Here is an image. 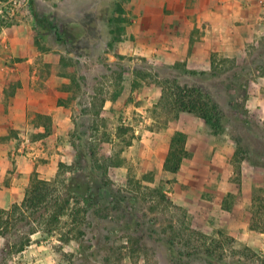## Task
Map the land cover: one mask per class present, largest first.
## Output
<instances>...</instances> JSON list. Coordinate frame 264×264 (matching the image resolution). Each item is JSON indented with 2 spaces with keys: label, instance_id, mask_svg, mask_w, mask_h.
<instances>
[{
  "label": "rangeland",
  "instance_id": "374dc122",
  "mask_svg": "<svg viewBox=\"0 0 264 264\" xmlns=\"http://www.w3.org/2000/svg\"><path fill=\"white\" fill-rule=\"evenodd\" d=\"M134 1L136 0L123 2L128 19L126 26L132 23L131 19L134 16H138L139 5L147 6L152 2ZM116 2L117 0H28V4L23 7L10 29L16 24L20 25L21 18L27 17L29 22L35 21L34 9L40 16L47 15L53 21L54 28L43 36L34 28L33 39L36 47L42 52L62 51L61 63L65 69H70L76 64L89 78L96 76V87L102 92L100 97L121 90L117 101L114 103L107 101L105 109L100 108L101 102L98 101L95 103L93 114L90 115L92 117L89 119L83 115L79 120L85 126L88 120L92 122L91 139L94 145H106L109 142L112 154L121 153L126 157L124 166L109 170L111 179L118 187H127L130 192H134L135 188L132 187H137V184L133 183L131 187L128 178L141 180L145 174L153 177V181L143 178L142 184L151 188L160 187L166 198L153 197L150 190H139L146 199L145 210L151 217L158 214L161 225L167 229L171 225L174 226L175 231H171L170 235L176 237L178 242L191 240L195 244H202L205 239L198 233L215 235L218 238V228L229 237L234 236L226 226H220L218 198L220 199L222 194L227 195L229 204L236 202L240 197L239 213L247 214L253 210V226L256 229L264 227V211L262 208L259 209L258 201H255L254 206L251 199L254 194L264 195V169L258 171L250 164L245 165L243 178L241 177L238 186L237 177H233L234 168L231 164L235 142L230 133L226 131L214 134L195 114L179 112L170 107L165 109L164 105H160L162 78L157 77L155 70H149L158 66L155 59L160 55L148 53L150 59L148 58L149 62H145L141 58L146 57V53L122 55L105 46V43L111 41V36L107 34L110 27L104 21L107 16L114 13ZM166 11L165 8L164 12L155 15L167 14ZM101 34L105 35L102 39ZM262 37L264 34L249 48L231 58L242 63L250 49ZM142 43L145 44V41ZM5 55L1 54L0 57L3 58ZM137 56L140 59H137ZM23 58V54L16 55L11 58V63ZM136 64L142 69V75L137 77L138 81L135 82L136 87L133 89L134 75L131 66ZM205 64L194 59L189 63L192 69L210 72L211 67L208 69L198 67ZM106 67L108 70L104 72ZM249 77L251 81L247 105L252 120L258 119L261 124L264 122V73H251ZM204 85L213 100L221 108L227 109L229 98L223 81L212 77ZM86 105L87 109L91 107L89 104ZM119 125H123V130H118ZM180 130L188 134L191 157L185 161L178 173L172 174L163 169L162 160L168 150L170 135ZM70 134L71 132L67 134L69 145L65 149V154L72 163L75 151L71 148L73 134ZM29 136L26 133L22 135L12 133V137L18 139L19 144ZM128 141L131 142L130 145L127 144ZM16 149V153H21ZM102 209L109 216L115 214V205L108 195L104 197ZM85 215L81 212L75 213L72 217H65L63 223L53 232L42 231L33 236L35 243L44 245L41 253L53 256L54 262L49 264H168L161 254L164 248L159 250L153 242H145L138 246L134 238L111 241L110 247L103 245L98 248L97 260L90 255L87 258L86 253L80 252L81 243L88 244L94 249V242L90 240L84 242V238L80 237L79 231L85 225L83 220L87 219ZM2 241L0 235V245ZM164 243L167 244L166 238ZM220 246L222 249L219 253L223 251L229 256H242L241 253L248 245L243 240L234 239L232 243L221 241ZM261 252L264 254V250ZM12 256L5 264H9Z\"/></svg>",
  "mask_w": 264,
  "mask_h": 264
},
{
  "label": "trees",
  "instance_id": "16d2710c",
  "mask_svg": "<svg viewBox=\"0 0 264 264\" xmlns=\"http://www.w3.org/2000/svg\"><path fill=\"white\" fill-rule=\"evenodd\" d=\"M124 1L127 0H117L115 11H124ZM32 4L34 5L33 1ZM33 15L36 30L40 35H46L54 28L53 21L47 15L40 16L35 9ZM114 20L115 18L111 17L109 22ZM141 60L149 62V59L144 57ZM156 65L158 66L149 70H155L157 77L162 78L160 105H164L165 109L170 107L198 115L214 134L226 131L230 133L235 142L231 164L238 186L244 162L252 167L264 169V122L260 124L258 119L252 120L247 105L251 81L249 75L264 73V37L250 49L242 63L234 58L213 53L210 72L189 68L186 61ZM135 68L136 78H139L142 69L137 66ZM212 77L220 78L224 83L229 98L227 109L221 108L213 100L204 85ZM73 81L78 82V88L81 90L79 95H76L80 113L75 119L73 162H60L54 179H43L34 173L23 201L20 204L14 203L9 209H0V235L3 238L0 245V264H5L9 257L28 247L35 233H51L63 223V218L81 212L86 214L87 219L83 220L85 225L79 231L80 237L84 238L83 241L94 242V249L81 243L80 252L86 253L87 258L90 255L97 260L98 248L103 245L110 247L111 241L134 238L138 246L153 242L159 250L164 248L161 254L168 264H264V254L248 246H245L242 256H229L223 251L219 253L222 249L221 241H234L233 237L223 231L217 232L218 238L215 235L198 233L205 239L202 244H195L191 240L178 242L176 237L170 235L171 231H175L174 226L171 225L167 229L161 225L158 214L151 217L145 210L146 199L141 195V189L150 190L153 197L166 198L160 187L151 188L142 184L143 178L153 181L152 176L145 174L141 180L128 178L131 187L133 183L137 184V187H132L135 188L134 192H130L127 187H118L111 179L109 170L124 166L126 157L121 153L112 154L109 142L99 145L100 147L93 144L92 122L88 120L85 126L79 120L83 115L89 119L92 117L86 116L89 113L86 105L89 102L86 89L88 83L82 77L74 78ZM120 93L121 90L115 91L114 99ZM118 128L123 130V125ZM187 139L188 136L183 131H175L170 135L169 149L163 159L164 170L172 173L180 170L184 159L191 154L187 149ZM127 144L130 145L131 142L128 141ZM105 195H108L115 205L116 211L112 216L103 212ZM253 201L254 206L255 201H258L259 209L264 211V195H255ZM229 203L225 198L224 208H230ZM165 238L167 244L164 243Z\"/></svg>",
  "mask_w": 264,
  "mask_h": 264
},
{
  "label": "crops",
  "instance_id": "0c3cea01",
  "mask_svg": "<svg viewBox=\"0 0 264 264\" xmlns=\"http://www.w3.org/2000/svg\"><path fill=\"white\" fill-rule=\"evenodd\" d=\"M151 1L150 5L137 7L138 16H134L128 26L124 7L122 13L114 9V13L107 16L104 22L110 27L107 34L111 36V41L105 43L108 49L122 55L146 53L144 58L147 59H150L148 53H158L160 56L155 62L171 65L176 61H186L189 68L190 60L194 59L206 63L198 67L208 69L212 67L213 53L234 57L264 34V0ZM165 8L167 14L155 15L164 12ZM111 17L115 18L113 22H109ZM19 22L20 25L16 24L9 30L7 46L0 47V55L6 54L0 57V209H9L14 203L23 201L34 173L40 178L52 179L57 174L60 162L71 163L65 154L69 145L67 134H73L76 130L75 119L80 113L76 95L81 92L74 78L82 77L88 83L87 101L91 107L86 116L93 114L98 101L103 103L100 108L105 109L107 101L114 103L121 95L114 99L111 92V95L100 97L102 92L96 87V76L89 78L76 64L65 69L61 63L62 51L42 52L36 47L33 39L34 28L37 31L35 21L29 22L26 17ZM104 36L101 34L100 38ZM144 41L145 44L142 43ZM20 54L24 55L23 60L11 63V58ZM139 56L137 59H140ZM136 66L139 67L138 64L131 66L133 89L138 81ZM107 70L108 67L104 68V72ZM12 133L30 136L19 144ZM70 144L74 149L72 139ZM15 149L22 152L15 153ZM187 149L191 153L188 139ZM190 157L191 154L184 159L181 168ZM245 165L248 163L242 164V178ZM252 168L258 171L262 169ZM225 198L227 195L224 194L218 198L220 226H226L234 239L243 240L256 251L264 250V227L256 229L253 226L254 211L239 213L240 197L226 209ZM218 229L217 232L221 231ZM34 235L32 244L14 254L9 264L54 262L53 256L41 253L44 245L35 243Z\"/></svg>",
  "mask_w": 264,
  "mask_h": 264
},
{
  "label": "built area",
  "instance_id": "2783aa9c",
  "mask_svg": "<svg viewBox=\"0 0 264 264\" xmlns=\"http://www.w3.org/2000/svg\"><path fill=\"white\" fill-rule=\"evenodd\" d=\"M27 4H28V0H0V46L1 47L7 46L9 29L12 23L17 19L23 7L26 6ZM18 151L22 152L20 150Z\"/></svg>",
  "mask_w": 264,
  "mask_h": 264
}]
</instances>
